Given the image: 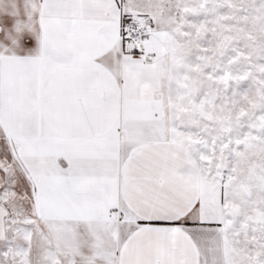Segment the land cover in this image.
I'll return each mask as SVG.
<instances>
[{
    "label": "snow or ice",
    "instance_id": "6c2138e0",
    "mask_svg": "<svg viewBox=\"0 0 264 264\" xmlns=\"http://www.w3.org/2000/svg\"><path fill=\"white\" fill-rule=\"evenodd\" d=\"M0 264H264V0H0Z\"/></svg>",
    "mask_w": 264,
    "mask_h": 264
}]
</instances>
